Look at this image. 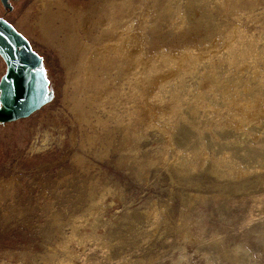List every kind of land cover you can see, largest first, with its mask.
I'll use <instances>...</instances> for the list:
<instances>
[{
    "label": "rangeland",
    "instance_id": "rangeland-1",
    "mask_svg": "<svg viewBox=\"0 0 264 264\" xmlns=\"http://www.w3.org/2000/svg\"><path fill=\"white\" fill-rule=\"evenodd\" d=\"M43 1L0 0L47 89L0 123V264H264V0Z\"/></svg>",
    "mask_w": 264,
    "mask_h": 264
},
{
    "label": "water",
    "instance_id": "water-1",
    "mask_svg": "<svg viewBox=\"0 0 264 264\" xmlns=\"http://www.w3.org/2000/svg\"><path fill=\"white\" fill-rule=\"evenodd\" d=\"M7 6L6 0H1ZM0 57L6 65L0 80V123L15 122L38 110L45 99V82L35 74L41 59L26 40L0 20Z\"/></svg>",
    "mask_w": 264,
    "mask_h": 264
},
{
    "label": "bare ground",
    "instance_id": "bare-ground-1",
    "mask_svg": "<svg viewBox=\"0 0 264 264\" xmlns=\"http://www.w3.org/2000/svg\"><path fill=\"white\" fill-rule=\"evenodd\" d=\"M44 3H42V9H41V11H42V20H41V22H40V20H39V23H40V25L39 26H41V27H39V28H42L41 30L42 31H45V30H47V31H57V30H61L63 27H66L67 29H73V34L75 35L76 33V26H67V24L66 23H64L63 22V14L61 13V11H58V12H54L53 13V11H52V9H51V5H58V4H60L57 0H46V2L45 1H43ZM57 2V3H56ZM62 5V4H61ZM60 5V6H61ZM51 6V7H50ZM59 9V8H58ZM114 9V8H113ZM113 13V12H112ZM78 16V15H77ZM82 16V15H81ZM85 19V17H81L80 18V15H79V20H80V25H82L83 23V20ZM59 21L60 22V26H57L56 27V21ZM86 23V22H85ZM84 23V24H85ZM80 25H79V27H80ZM87 25V24H86ZM85 28L84 26H81V28ZM87 29V28H86ZM112 29H114V28H112ZM85 31V30H84ZM42 33V32H41ZM49 33H51V32H49ZM49 33H48V35H49ZM55 33H57V32H54V34ZM46 34V33H45ZM52 35H53V33H51ZM44 35V34H43ZM47 35V34H46ZM53 36H55V35H53ZM120 36V35H119ZM47 37V36H46ZM49 37H50V35H49ZM49 37H48V39H49ZM53 38V37H52ZM76 38H77V36H76ZM50 39H51V37H50ZM79 40V39H78ZM119 40V39H118ZM128 40V39H127ZM50 41V40H49ZM53 41V40H52ZM51 42V41H50ZM124 42H126V40H124ZM138 43H139V41H137V40H134V50L137 52L138 51ZM77 45L81 48V50H83L84 51V48H85V46H83L81 43H80V41H78L77 42ZM123 45V44H122ZM112 46H114L113 44H112ZM110 48H113V47H110ZM123 48V47H122ZM108 49V46L107 47H105V48H103L102 49V51H106ZM140 49V48H139ZM115 50H118L117 49V47H116V49ZM134 50H133V52H134ZM141 50H142V48H141ZM182 54V53H181ZM179 55V54H178ZM150 56V55H149ZM148 56V57H149ZM174 56V55H173ZM201 56V55H200ZM174 57H176V56H174ZM151 58V57H150ZM178 58V57H177ZM199 58V57H198ZM143 59V58H142ZM152 59V58H151ZM187 59V58H186ZM140 61V60H139ZM150 61V60H149ZM184 61V60H183ZM188 61V60H187ZM186 61V62H187ZM133 63V62H132ZM142 63V62H141ZM146 63V62H145ZM185 63V62H184ZM131 64V63H130ZM133 65H135L134 63H133ZM132 65V66H133ZM130 68V67H129ZM128 68V69H129ZM160 69H161V67H160ZM142 72V71H141ZM145 72V71H144ZM160 73V72H159ZM166 73V72H165ZM89 74H90V72H88V71H86V73L84 74V77H85V80L89 77ZM150 75V74H149ZM140 77V76H139ZM141 78V77H140ZM166 80V76H163V75H161V74H159V75H156V76H154V77H150V76H148V75H145V76H142V78L139 80L138 79V81H140V83L142 84V85H146V84H148V83H154V84H157V85H159L160 84V81H165ZM248 112V111H247Z\"/></svg>",
    "mask_w": 264,
    "mask_h": 264
}]
</instances>
